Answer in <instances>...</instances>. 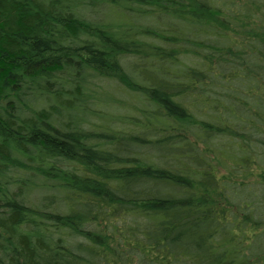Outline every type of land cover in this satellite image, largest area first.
Segmentation results:
<instances>
[{
  "label": "trees",
  "instance_id": "1",
  "mask_svg": "<svg viewBox=\"0 0 264 264\" xmlns=\"http://www.w3.org/2000/svg\"><path fill=\"white\" fill-rule=\"evenodd\" d=\"M0 264H264V0H0Z\"/></svg>",
  "mask_w": 264,
  "mask_h": 264
}]
</instances>
